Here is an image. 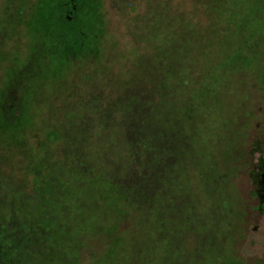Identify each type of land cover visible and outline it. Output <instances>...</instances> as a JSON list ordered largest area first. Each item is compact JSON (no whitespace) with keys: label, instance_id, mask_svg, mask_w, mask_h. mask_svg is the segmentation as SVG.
<instances>
[{"label":"rangeland","instance_id":"rangeland-1","mask_svg":"<svg viewBox=\"0 0 264 264\" xmlns=\"http://www.w3.org/2000/svg\"><path fill=\"white\" fill-rule=\"evenodd\" d=\"M263 78L264 0H0V110L29 112L0 142V264L36 243L14 209L39 161L113 189L112 212L86 201L74 264L115 242L152 264L162 241L161 264H264Z\"/></svg>","mask_w":264,"mask_h":264},{"label":"trees","instance_id":"trees-1","mask_svg":"<svg viewBox=\"0 0 264 264\" xmlns=\"http://www.w3.org/2000/svg\"><path fill=\"white\" fill-rule=\"evenodd\" d=\"M65 7L68 8L69 6ZM64 12L65 11H63L61 14L62 18ZM36 18V16H33V19H35L34 23L39 22L36 20ZM90 22L91 27L89 30L91 31L94 20L91 19ZM96 38L97 37L94 34L92 41L95 39L94 42H96ZM236 54L239 56L238 52H236ZM234 57L235 55L230 56L229 60L227 58V61L234 63ZM227 61H225V65L227 64ZM243 63L248 64V62L244 61ZM219 81V77L216 75H214L211 79L205 80L204 84H202V87L200 88V91L197 92V98H203L202 96L208 92V90H212L211 92L213 93V91L216 90L217 86L220 84ZM262 82L263 84H261L264 87V78L262 79ZM194 101L196 106H198L197 103H201V100L198 99H195ZM9 111L12 112L9 113ZM21 112H23L25 115L29 114L28 109L25 110V107L8 110V114L10 116L7 114V111L0 110V142H2L4 145V137L7 140L12 137L15 138L14 133L22 131L20 129H23V127H21L19 123L16 124L19 125V127L13 126L15 123L13 121L16 117L21 115ZM8 118H10V120ZM17 140V142L13 141L11 145L15 146L20 143V140ZM35 165V169L32 170L33 173H35V175L38 177L37 178L35 176V179L38 180V182H36V185L33 188L32 196L30 198L24 197L22 205L19 206L16 204L14 210L16 216L22 220L25 227H28V231L31 234L30 237L35 238L36 243L34 242V244L31 245V249H27V247H25L19 250L21 251L19 254L21 253L22 256L20 257L17 252L13 256L11 262H9L10 264H29V261L30 264H74V261L71 260L75 258V256L73 257L75 243L77 242L80 233L87 230L83 217L86 215H95L94 212L89 209V204H87L86 201L93 200L96 192L101 198L103 207H108L107 210H111L112 212V207L116 202L113 189H111L102 178L91 177L88 173L85 174L86 171L84 170L72 172L71 175H69L70 181L68 183H64L63 181L59 180L60 174L58 172L48 175L49 170L54 172L56 171L51 169V167L45 168V165L42 161H39ZM66 186H68V188ZM62 188H66L65 194L62 192ZM36 194H41V200L30 203ZM65 195H68L71 199V201L68 202L70 204V209H68V203L65 201ZM160 201L155 203L154 209L152 211L153 216L156 217V219L161 212L162 205ZM49 215H51L53 219H51L52 217L50 218ZM56 217H60V219L58 218L60 222L55 220ZM46 232H48V234ZM150 233L151 231L149 232V235ZM171 243L165 244V242L162 241L158 247H153L151 251L149 250V253L151 254L152 252L155 254V256L158 253L162 254V257L157 256L158 261H153L152 264H161L163 255H165L167 258L176 257L175 252L170 250V247L172 248ZM116 244L117 242H115L109 249L106 250L105 256L100 260V264H130L129 258L127 259V256L123 252H120L119 254L116 253ZM28 252L34 254V257L29 256ZM147 257L148 255L139 253V257H137V259L139 261L141 260V263L146 264L145 258ZM213 260V263L216 264L217 259L214 258ZM224 264L237 263L231 259H227V261H224Z\"/></svg>","mask_w":264,"mask_h":264},{"label":"flooded vegetation","instance_id":"flooded-vegetation-1","mask_svg":"<svg viewBox=\"0 0 264 264\" xmlns=\"http://www.w3.org/2000/svg\"><path fill=\"white\" fill-rule=\"evenodd\" d=\"M72 7H74V8H73V10H74V9L76 10V8H77V6H76V5H73ZM69 8H70V7H69ZM69 8H68V9H69Z\"/></svg>","mask_w":264,"mask_h":264}]
</instances>
